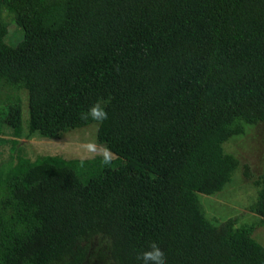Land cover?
Masks as SVG:
<instances>
[{
  "label": "trees",
  "instance_id": "1",
  "mask_svg": "<svg viewBox=\"0 0 264 264\" xmlns=\"http://www.w3.org/2000/svg\"><path fill=\"white\" fill-rule=\"evenodd\" d=\"M21 39L4 41L8 21ZM56 137L87 125L120 161L23 158L0 201V264H83L109 241L116 264L156 242L166 264H264L234 219H209L238 159L223 143L264 120V0H0V135ZM254 207L264 220V174Z\"/></svg>",
  "mask_w": 264,
  "mask_h": 264
},
{
  "label": "rangeland",
  "instance_id": "2",
  "mask_svg": "<svg viewBox=\"0 0 264 264\" xmlns=\"http://www.w3.org/2000/svg\"><path fill=\"white\" fill-rule=\"evenodd\" d=\"M4 15L8 21L4 41L15 45L21 39L22 31L5 11ZM19 94L23 134L21 137L0 135V201L8 193L5 183L7 175L20 171L19 163L23 158L35 163L46 157L57 156L66 165L72 166L76 159H81V142L90 139L98 143L96 122L62 132L56 137L27 135V93L22 89ZM223 147L237 157L238 166L220 191L213 194L197 193L199 201L209 219L219 224L232 218L234 228L249 227L252 236L264 245V220H261L254 207L258 188L256 182L264 174V120L244 123L236 135L224 141ZM89 159L101 160L99 156ZM119 161L120 158L115 155L108 166H115ZM83 264H116L109 254V241L100 235L89 239Z\"/></svg>",
  "mask_w": 264,
  "mask_h": 264
},
{
  "label": "clouds",
  "instance_id": "3",
  "mask_svg": "<svg viewBox=\"0 0 264 264\" xmlns=\"http://www.w3.org/2000/svg\"><path fill=\"white\" fill-rule=\"evenodd\" d=\"M107 118L108 114L101 101H97L86 112L80 114L81 120H91L97 124H102ZM79 147L81 150V164H83L84 159L99 156L101 163L108 166L115 158V154L106 145L98 144L94 140H85L80 143ZM137 258L141 261V264H166L165 253L156 242H152L149 245V250L143 251Z\"/></svg>",
  "mask_w": 264,
  "mask_h": 264
}]
</instances>
